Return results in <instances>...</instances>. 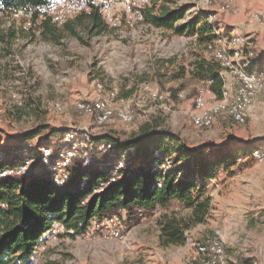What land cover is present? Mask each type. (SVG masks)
<instances>
[{"label":"rangeland","instance_id":"rangeland-1","mask_svg":"<svg viewBox=\"0 0 264 264\" xmlns=\"http://www.w3.org/2000/svg\"><path fill=\"white\" fill-rule=\"evenodd\" d=\"M199 1L157 0L156 5L157 8L191 6L194 12ZM235 5L238 11L225 8L223 0H216L208 7L216 12L213 18L216 26L260 41L255 33L264 30V0H235ZM0 22L6 26L15 23L4 16H0ZM58 31L60 37L56 42L31 35L18 40L13 54L0 61V74L4 75L0 80V145L21 143L15 138L17 135L43 123L93 134L110 132L121 139L150 124L176 132L191 147L210 142L223 145L234 136L236 140L253 141L254 149L264 148L263 96L256 98L244 124L226 115L219 116L210 128H197L193 124L191 110L200 81L191 74L174 76L180 65L190 66L199 56L213 59L195 36L148 24L128 31L106 25L102 33L90 31L88 25H79L78 36L72 35L67 27ZM1 48L0 44V52ZM256 51L264 57V52ZM95 80L108 85L128 80L155 82L170 93L172 111L145 115L137 110L131 124L114 121L97 129L92 116L74 108L75 101L92 93ZM178 91H184L185 96L180 99ZM13 94L22 104L15 102ZM56 100H63V111L53 108ZM245 162L231 166L235 170L233 174L221 171L219 179L209 183L210 215L206 222L186 231L182 245L161 244L159 219L172 210L185 216L186 209L181 210L177 205L171 210L160 206L143 211L119 208L111 213L121 217L126 242L99 235L78 237L68 233L65 226L38 248L33 264H46L50 260L63 264H177L194 253L195 242L212 236L217 229L225 231L229 264H239L243 257L264 264V161L247 158Z\"/></svg>","mask_w":264,"mask_h":264},{"label":"trees","instance_id":"trees-1","mask_svg":"<svg viewBox=\"0 0 264 264\" xmlns=\"http://www.w3.org/2000/svg\"><path fill=\"white\" fill-rule=\"evenodd\" d=\"M7 3L42 0H3ZM191 6L170 7L156 3L145 13L148 25L166 28L176 34L195 36L200 44L213 40L216 21L209 17L216 12L210 9L195 10ZM191 12L188 16H186ZM186 17V18H185ZM89 26L90 31L102 33L106 24L95 12L90 16L79 15L60 27L50 22L43 24L41 35L37 38L51 42L58 41L59 29L67 27L78 36V26ZM31 35V36H30ZM35 37L14 26L0 27V58L13 53L15 41L23 37ZM259 59H264L261 55ZM173 60H168L172 62ZM174 78L186 74L201 80L212 78L211 88L219 95L222 91L221 65L214 59L199 56L190 66L180 65ZM69 129L39 124L15 138L21 143L0 145V170L22 159L23 148L32 142L35 146H60L62 136ZM46 131V132H45ZM98 144L111 142V153L95 152L96 160L90 166H83L81 159H75L69 167L70 178L63 186L53 182L50 170L38 163L31 173L23 176L0 178V264H33L32 256L36 246L47 241L44 233L56 223L81 231L92 217L111 213L119 208L147 210L160 206L171 210L173 206L186 209L183 216L179 211L165 212L159 219L160 241L162 245H182L186 231L196 224L207 221L212 207V195L208 192L211 181L219 179L220 172L233 174L231 166L238 158L255 160L252 157L253 141L236 140L230 136L223 145L205 143L191 147L176 132L165 127L144 124L126 139L110 132L92 135ZM35 149L31 150L33 153ZM125 154L129 160L122 176L106 187L101 193H92L98 182L106 179L113 164ZM171 160L169 167L164 166ZM160 183L161 185H158ZM3 203L6 205L3 206ZM43 237V241L40 239ZM46 264H63L50 260ZM239 264H256L252 257H243Z\"/></svg>","mask_w":264,"mask_h":264},{"label":"built area","instance_id":"built-area-1","mask_svg":"<svg viewBox=\"0 0 264 264\" xmlns=\"http://www.w3.org/2000/svg\"><path fill=\"white\" fill-rule=\"evenodd\" d=\"M157 0H42L41 2L23 1L7 3L0 0V16L10 18L23 31L36 37L41 35L45 22L57 26H64L69 20L79 16H90L97 13L104 23L117 31L135 30L144 26L145 13ZM216 0H200L195 9H209ZM224 7L238 11L235 0H223ZM215 14L210 15V22L214 21ZM214 38L206 43L207 50L213 59L221 65L222 91L219 95L211 85L214 80L205 78L200 80L191 110L193 124L197 128H210L221 115L231 117L239 124H244L250 114V109L258 96L264 97V59L254 48L247 36L234 32H226L219 26L213 28ZM181 99L184 91L177 92ZM15 102L22 104L21 99ZM20 98V97H19ZM56 111L64 110L63 100L53 102ZM74 108L81 114L92 116L100 129L114 121L122 124H131L135 120L137 110L142 114L157 111L170 112L173 103L170 93L161 89L151 81H130L122 84L108 85L102 80H95L92 93L74 103ZM105 131H101V133ZM106 133V132H105ZM93 133L86 130H68L62 136L57 150L52 145L36 147L29 142L23 148L22 159L0 170V178L8 176H23L34 170L38 163H42L51 171L53 182L63 186L70 178L69 167L75 159H81L83 166L92 165L95 152L111 153L113 144L93 141ZM35 149L31 153L32 149ZM252 157L257 161H264V148H255ZM242 161V158H238ZM129 160L125 154L113 164L110 175L94 185L92 193H101L107 186L122 176ZM164 166L169 167L171 160ZM158 185H161L158 183ZM6 204L3 203V206ZM65 227L56 223L44 237L59 234ZM67 228V227H66ZM68 233L82 238L101 236L106 239H117L126 242L127 234L117 213H107L92 217L86 224H81V231L67 228ZM225 231L215 230L214 234L203 241L195 242L194 253L177 264H229L225 247ZM43 237L40 239L42 242ZM39 245L33 258L38 254ZM155 264H166L155 262Z\"/></svg>","mask_w":264,"mask_h":264},{"label":"crops","instance_id":"crops-1","mask_svg":"<svg viewBox=\"0 0 264 264\" xmlns=\"http://www.w3.org/2000/svg\"><path fill=\"white\" fill-rule=\"evenodd\" d=\"M10 26H14L15 28H17V29H20L18 26H16L15 25V23H13L12 25L10 24ZM10 26H6V24H4V23H2V22H0V27H2V28H8V27H10ZM231 32V31H230ZM233 32V31H232ZM255 35H257L256 36V38L257 39H259L260 41H258V42H255L254 41V38L252 39V40H250L251 41V44H250V47H252V48H254L255 49V51H256V49H258V51L261 53V52H264V30H260V31H257L256 33H255ZM26 38L27 37H23V38H19V39H17L16 41H15V43L18 41V40H26ZM14 43V44H15ZM14 46V45H13ZM13 52H14V49H13ZM257 52V51H256ZM258 52V53H259ZM259 53V54H260ZM13 54V53H12ZM12 54H10V55H6L5 57H3V58H0V61L2 60V59H4V58H6V57H8V56H11ZM260 56V55H259ZM2 78H4V75L3 76H1V74H0V80H2ZM130 81H133V80H128V81H126V82H130ZM200 81V80H199ZM153 83H155V82H153ZM156 84V83H155ZM101 133V132H100ZM103 133V132H102Z\"/></svg>","mask_w":264,"mask_h":264},{"label":"water","instance_id":"water-1","mask_svg":"<svg viewBox=\"0 0 264 264\" xmlns=\"http://www.w3.org/2000/svg\"><path fill=\"white\" fill-rule=\"evenodd\" d=\"M29 173H31V171H30ZM29 173H28V174H29ZM26 175H27V174H26Z\"/></svg>","mask_w":264,"mask_h":264}]
</instances>
